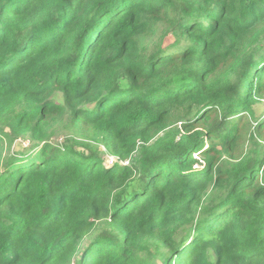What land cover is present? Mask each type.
Returning <instances> with one entry per match:
<instances>
[{
	"label": "trees",
	"instance_id": "obj_1",
	"mask_svg": "<svg viewBox=\"0 0 264 264\" xmlns=\"http://www.w3.org/2000/svg\"><path fill=\"white\" fill-rule=\"evenodd\" d=\"M0 264H264V0H0Z\"/></svg>",
	"mask_w": 264,
	"mask_h": 264
},
{
	"label": "built area",
	"instance_id": "obj_2",
	"mask_svg": "<svg viewBox=\"0 0 264 264\" xmlns=\"http://www.w3.org/2000/svg\"><path fill=\"white\" fill-rule=\"evenodd\" d=\"M124 164L128 165V164H129V162H125Z\"/></svg>",
	"mask_w": 264,
	"mask_h": 264
},
{
	"label": "rangeland",
	"instance_id": "obj_3",
	"mask_svg": "<svg viewBox=\"0 0 264 264\" xmlns=\"http://www.w3.org/2000/svg\"><path fill=\"white\" fill-rule=\"evenodd\" d=\"M197 154H194L193 156H196Z\"/></svg>",
	"mask_w": 264,
	"mask_h": 264
}]
</instances>
